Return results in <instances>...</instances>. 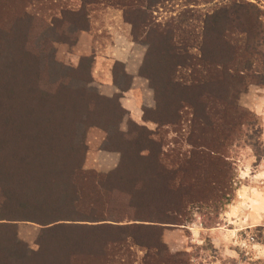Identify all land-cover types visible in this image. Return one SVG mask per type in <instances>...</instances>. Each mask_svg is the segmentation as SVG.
<instances>
[{"label": "trees", "instance_id": "1", "mask_svg": "<svg viewBox=\"0 0 264 264\" xmlns=\"http://www.w3.org/2000/svg\"><path fill=\"white\" fill-rule=\"evenodd\" d=\"M165 1L0 0V264H188L170 253L161 223L196 201L231 199L232 165L223 150L255 127L238 97L264 86V0L186 8L162 23L154 11ZM103 6L120 7L133 40L147 45L139 75L156 106L143 109L144 119L190 122L189 150H146L138 131L147 128L121 130L129 111L120 99L133 79L124 62L115 61L119 92L108 97L91 85L93 56L70 66L56 59L57 45H75ZM91 128L121 153L107 174L85 168ZM157 196L158 218L144 216L141 208ZM19 220L43 226L37 249L18 239Z\"/></svg>", "mask_w": 264, "mask_h": 264}, {"label": "rangeland", "instance_id": "2", "mask_svg": "<svg viewBox=\"0 0 264 264\" xmlns=\"http://www.w3.org/2000/svg\"><path fill=\"white\" fill-rule=\"evenodd\" d=\"M220 1L196 5L190 4V0H166L156 8L154 15L157 21L165 23L186 8L203 11ZM131 31L132 25L125 21L120 7L103 6L93 11L90 29L79 33L75 45H57L56 59L70 66L77 65L84 55L93 56L91 85L103 95L112 97L119 92L112 77L115 61L118 58L125 59L130 70H135L140 63V69L147 50L146 44L133 40ZM124 67L126 69L125 63ZM139 69L134 75L126 69L133 79L130 89L126 91L129 94H123V97L127 98V103L130 100L136 103L134 114L126 108L129 113L120 123L121 130L128 133L130 129L133 133L137 128L133 123L147 128V132L138 131H143L141 137H145L150 146L146 150L177 153L189 150L186 137L190 122L184 123L183 127L158 126L144 119L143 109L155 108L156 100L149 80L139 75ZM117 79L120 85L126 84L121 74H118ZM113 90H116L115 93L109 95ZM238 103L255 114L256 123L254 129L246 127L241 135H236L224 145L223 155L232 165L233 180L229 187V190L232 189L231 199L226 195L216 203L196 201L187 205L183 215L170 213L169 222L161 223L163 240L170 253L181 254L188 264H264V193L261 191L264 185L258 175L264 168V86H248L240 93ZM106 137L107 134L100 128L89 129L86 169L107 174L119 165L121 153L106 148ZM169 163L163 160L166 167L171 166ZM149 166L148 170H151ZM139 171L144 172L143 167L140 166ZM144 178L148 182L147 189L154 187L149 178ZM175 196L171 193L169 200L176 201ZM161 200L157 196L148 207L141 208L143 215L149 213V218H158L152 210L154 206H160ZM136 201L142 202L137 197ZM16 225L18 239L28 247L37 249L43 226L23 220L17 221Z\"/></svg>", "mask_w": 264, "mask_h": 264}, {"label": "crops", "instance_id": "3", "mask_svg": "<svg viewBox=\"0 0 264 264\" xmlns=\"http://www.w3.org/2000/svg\"><path fill=\"white\" fill-rule=\"evenodd\" d=\"M118 59L126 64V69H127V71H129L131 74L134 75L135 73H137V71H138V69H139V66H140V63L138 64L137 68H135V70H130V68L128 67L127 62H126L125 59H122V58H118ZM112 77H113V76H112ZM115 91H116V90H113L109 95H112L113 93H115ZM128 94H129V93L124 92V96H126V95H128ZM126 101H127V98H126V97H123V98H122V103H123L124 107L127 108L132 114H134V113H135V107H134V105H135L136 102L133 103V102H131V100H130V102L127 103ZM258 175L260 176V178H262V179H260V180H262V183H263V185H264V168H263L262 171H260V173H259ZM261 191L264 193V186H263V190L261 189Z\"/></svg>", "mask_w": 264, "mask_h": 264}]
</instances>
